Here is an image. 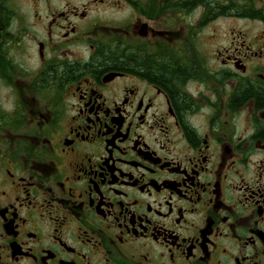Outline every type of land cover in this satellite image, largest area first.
<instances>
[{
	"label": "flooded vegetation",
	"instance_id": "1",
	"mask_svg": "<svg viewBox=\"0 0 264 264\" xmlns=\"http://www.w3.org/2000/svg\"><path fill=\"white\" fill-rule=\"evenodd\" d=\"M0 264H264V0H0Z\"/></svg>",
	"mask_w": 264,
	"mask_h": 264
},
{
	"label": "rangeland",
	"instance_id": "2",
	"mask_svg": "<svg viewBox=\"0 0 264 264\" xmlns=\"http://www.w3.org/2000/svg\"><path fill=\"white\" fill-rule=\"evenodd\" d=\"M241 24V23H240Z\"/></svg>",
	"mask_w": 264,
	"mask_h": 264
}]
</instances>
